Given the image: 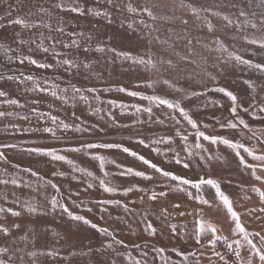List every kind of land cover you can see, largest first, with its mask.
<instances>
[{"label": "rangeland", "instance_id": "obj_1", "mask_svg": "<svg viewBox=\"0 0 264 264\" xmlns=\"http://www.w3.org/2000/svg\"><path fill=\"white\" fill-rule=\"evenodd\" d=\"M58 3L63 7L58 8ZM129 4L137 9L151 8L155 19L140 10L128 11ZM188 5L198 9V14H193ZM77 7L80 11L71 10ZM242 11L245 16L240 15ZM97 12L101 14L96 15ZM0 16L6 18L0 21L5 25L0 28V77H4L0 79V90L7 93L0 96V112L11 113L0 117V144L17 145L15 149L3 150L7 159L0 160V208L5 209L0 211V225L8 229L7 235L0 229V247L9 250L0 253V259L6 264H247L249 260L261 264L245 243L244 234L230 230L235 229V222L215 196L214 188L183 186L120 149L68 151L83 143L121 144L185 179L216 180L239 214L249 239L264 251L260 239L264 237V197L260 195L264 192V168L259 167L264 162L240 150L247 164L257 166L253 175L232 148L195 136V130L177 110L145 99L159 96L179 102L206 135L223 136L244 144L256 156L264 155V71L228 56L233 52L254 64L264 63V48L252 43L264 40L261 0H0ZM17 17L37 26L25 28L7 23ZM208 23L213 25L211 30ZM61 28L63 32L59 31ZM218 41L226 45V52L219 50ZM44 47L49 49L47 53ZM97 47L105 51L99 52ZM113 48L117 53L130 51L153 64H134L111 52ZM26 57L54 67L39 68ZM63 59L73 60L80 68L65 71L67 66L57 63ZM85 63L90 67L84 68ZM9 76L14 79H7ZM29 76L34 80H29ZM164 80L170 84H164ZM245 81H251L252 86ZM70 85L80 88L79 95L86 96L88 102L79 95L66 104L57 99L65 88L72 94ZM40 88L49 91L42 92ZM217 88H226L238 96L236 115L248 122V129L221 128V123L235 120V116L231 112L233 102ZM53 91L57 97L52 96ZM131 92L138 95L132 96ZM193 92L199 95L193 96ZM149 107L151 116L143 111ZM33 108L37 112H32ZM25 116L27 120L23 119ZM51 117L57 118L56 123ZM61 122L71 127L65 130L58 126ZM45 127H52L56 135L29 130ZM87 127L94 131L77 130ZM184 135L187 141L180 138ZM160 138H164L163 143H154ZM140 139L145 144L138 143ZM30 147L56 149L67 160L52 161L24 151ZM176 153L184 162L191 160L190 167L175 163L172 157ZM201 155L210 163L200 160ZM93 156L103 157V166ZM118 165L145 171L153 180L120 175L122 168ZM25 168H32L38 175L23 171ZM75 168L93 175L89 177ZM53 171L58 174L51 175ZM257 176L261 179L257 180ZM100 179L117 190L106 192L99 185ZM47 180L58 185L59 190L45 184ZM127 188L134 190L125 194ZM149 190L169 194L153 201ZM53 197L98 227L72 220L62 208L53 212ZM108 200L119 203L97 206ZM174 204L181 208L176 210ZM29 207L36 211H29ZM9 208L20 215L8 212ZM162 208H167L170 215L162 216ZM179 211L185 214L181 216ZM194 217L217 231L196 236ZM146 221L157 229L156 235L145 230ZM169 225H174L175 231H170ZM101 228H107L112 235H105ZM212 239L216 240L214 246L208 243Z\"/></svg>", "mask_w": 264, "mask_h": 264}, {"label": "snow or ice", "instance_id": "obj_2", "mask_svg": "<svg viewBox=\"0 0 264 264\" xmlns=\"http://www.w3.org/2000/svg\"><path fill=\"white\" fill-rule=\"evenodd\" d=\"M109 2H111V0H109ZM261 2L264 3V0H261ZM233 6H235V5H233ZM57 7L61 8V7H63V4L58 3ZM187 7L190 8V10L193 12V14H198L199 10L196 9L194 6L188 5ZM127 9H128V11H131V12H136L138 10L146 12L149 17H152L153 19H155V16L153 15V12H152L151 8H149L147 6H144L141 9H137V8L132 7L131 4H129V5H127ZM71 10L72 11H80V9L78 7L77 8H73ZM41 11L43 12L44 9L41 8ZM95 14L96 15H100L101 13L97 12ZM8 15L10 17L11 13L9 12ZM216 15H219V13H216ZM240 15L241 16H245L246 13L242 11V12H240ZM223 19L226 20L228 23H232V21L227 16H224ZM5 20H6V18L4 16H0V21H5ZM7 23L19 24V25H21V26H23L25 28L36 27L37 26L36 24H29L25 19L19 18V17L14 18V19H8ZM141 23H143V21H141ZM184 23L187 24V21H184ZM4 26H5L4 23H0V28H3ZM206 26H207V28L209 30H211L213 28V25L211 23H208ZM49 27H50V25H49ZM252 27H256V25L253 24ZM59 31L63 32V28L59 29ZM20 43H26V41L21 40ZM252 43L253 44L259 43L261 45V47L264 48V40H261V41L253 40ZM73 45H75L76 47H79V45L76 44L75 41H73ZM218 45H219V50L220 51H224V52L227 51V47L223 43V41H218ZM41 47H43V46L41 45ZM96 50L99 51V52H104L105 51V49L103 47H97ZM43 51L45 53H47L49 51V49L44 47ZM110 51L113 52V53H116L120 58H122L124 60H131L134 64H138V65L139 64H143V65H145V67H147L150 64H153V62L151 60H145L143 57H140V56H133L130 51L129 52H119V53H117L115 48L110 49ZM57 55H59V54H57ZM228 56L229 57H234L235 61L240 63V64H245V65H248L249 67H254L257 70L264 71V63L254 64L251 60H246L243 57H241L239 55H236L233 52H229ZM26 59H28L31 64L37 65L39 68L47 69V68L54 67L53 64L39 63L36 59H32L31 57H26ZM21 63H23V61H21ZM57 63L61 67L67 66V67H65V71H69L72 68H77V69L80 68V65L75 64V62L73 60H71V59L58 60ZM168 63L171 64V61L169 60ZM83 67L84 68H88V67H90V65L85 63L83 65ZM225 67H226V65H225ZM221 71H223V69H221ZM3 78L4 77H0V79H3ZM7 79H14V77L9 76V77H7ZM28 79L29 80H34V78L32 76H29ZM163 83L164 84H170V81L164 80ZM245 83L248 84L249 86H252V82L251 81H245ZM70 87L72 89V94L71 95L68 93V89L67 88L63 89V94L58 96V97H57V93L55 91H53L51 94H52V96L57 97V99H59L62 103H65V104L69 103L70 101H74L76 96L79 95L81 93V91H82L80 88H77L75 85H70ZM180 90L182 91V89H180ZM216 90L219 91V92L225 93L231 99V101L233 102V107L231 108V112L235 116V120H229V121H227L225 123H221V125H220L221 128L227 127V128L234 129V130H239L240 127L242 126L244 129H248L249 128L248 122H246L244 119H242L238 115H236L237 109H238V106H239V104H238V96L234 92L229 91L226 88H217ZM40 91H42V92L49 91V89L40 88ZM89 91L90 92H94L95 89H89ZM120 91H126V89L121 88ZM129 94L132 95V96L138 95L137 92H131ZM192 95L196 96V95H199V93L193 92ZM0 96H7V93L5 91H3V90H0ZM79 98L81 100L85 101V103L88 102L86 96L79 95ZM145 99L155 102V104L157 106L166 105L168 109L177 110L179 112L180 116L195 130V136L201 137L204 140H208L211 143H222V144H225L228 147L232 148L235 151L237 157L239 158V161L241 163H244L246 165V167L250 168L252 170V174L253 175H255L257 166L247 164V162L244 159V156L240 155V150L243 149V151L245 153H247L248 155L253 156V158L255 160L264 162V155H259V156L254 155L253 150L249 149L244 144H241L239 142H234L233 140L227 139V138H225L223 136H217V135L209 136V135H206L205 132L200 131V125L197 123L196 120H194L192 118V116L189 114V111L186 110L184 107H182L179 102H174L172 100L161 98L159 96H148V97H145ZM7 102L8 103H12V104L19 103L18 100H8ZM137 111L139 112V111H141V109L137 108ZM143 111L147 112L149 114V116H151L152 108L151 107L145 108V109H143ZM244 111L247 112L248 109L245 108ZM261 111L264 112V108H262ZM32 112L35 113V112H37V110L35 108H33ZM5 115H11V113L0 112V117H3ZM37 115L43 117L44 114L37 113ZM109 115H111V114L109 113ZM23 119L27 120L28 117L25 116V117H23ZM113 119H114V117H113ZM51 120H52L53 123H56L57 118L56 117H51ZM159 122L163 123V121H159ZM177 123H179V121H177ZM58 126L62 127L65 130H68L71 127V125H69L67 123H63V122H61L60 125H58ZM205 127H209V126L205 125ZM97 128H98V126H97ZM29 130H31V131H43L45 133H50L52 136L56 135V133H55V131H54V129L52 127H45L43 129H39V128H37V129H29ZM77 130L81 131V132H87V133H91L92 131H94V129L91 128V127L80 128V129H77ZM176 135H178V136L180 135L178 130L176 132ZM180 138L183 141H187L188 140V137L186 135L180 136ZM168 140H169V142H171L172 138L168 137ZM163 142H164V138H160V139H157V140L154 141V143H156V144H160V143H163ZM138 143L145 144V141L143 139H140L138 141ZM145 146L147 147L148 145H145ZM16 147H17V145H15V144H0V160H6L7 159V157L5 155V152L3 150H5V149H15ZM198 147L203 148V145H198ZM97 148H100V149H120L123 152L128 153L129 155H131L133 157H136L144 165H147L148 168L154 170L155 173H158V174H160L161 176H163L165 178L171 177V179L173 181H179L180 184L183 185V186L192 185V187L195 188V189H201V187L203 185H208L211 188H214L215 189V196L219 199V201H221L223 203L224 206H226L228 208V210L231 212V215H232L233 220L235 222V225H236L235 229H230V230L236 231L237 233H243L244 234L243 235V239H244L245 243L250 245L251 250H252V254L254 256H258L259 257V261L261 262V264H264V251H262L260 248H258L257 245L251 239H249V233L246 231V229L244 228L243 224L240 223L239 214L235 210H233L232 202H231L230 198L221 190L220 184L216 180H213L211 178H208V179L200 178V179H198L196 181H193V180H190V179H185L184 177H182L180 175H176L172 171H167L164 168L159 167L156 163H153L151 160L146 159L143 155H140L139 153L134 152V151H132L131 149H129L127 147H123V145H121V144L83 143L79 147H74V148L68 149V151L80 152V151L85 150V149H97ZM24 151H26L28 153H31V154H34V155H39L41 157H49V158H51L52 161H65V160H67V158L65 156L58 154L57 150L53 149V148L30 147V148L24 149ZM156 151L158 152L159 149H156ZM190 154L191 153H189V155ZM93 159L99 160L101 162V166H103V164H104V158L103 157H101V156H93ZM172 159L177 164H183V166L185 168H188L191 165V160H189L187 162H184L181 159H179V154L178 153L173 155ZM200 160H204L206 163H210V160L206 159V157L203 156V155L200 156ZM67 162L70 163V164L73 163L72 161H67ZM17 167H19V165H17ZM117 167H121L122 168V166H120V165H118ZM259 167L264 168V163H261L259 165ZM22 170L25 171V172H31L34 176L38 175V172H34L32 168H25V169H22ZM75 171H77V172H85V174L88 175L89 177H91L93 175L92 173L87 172V170L82 169V168H75ZM57 174L58 173H56L55 171H53L51 173V175H53V176H56ZM129 174L134 175V176H138V177H142L146 181H152L153 180V176L147 174L145 171H136L133 168H122V171L120 172V175H129ZM59 175H64V173H59ZM105 175H107V173ZM256 179L260 180L261 177L257 176ZM2 183H8V181H2ZM11 183L16 184L17 181L16 180H12ZM45 184L50 185L52 188L56 189L57 191L59 190V186L54 184L50 180L45 181ZM99 185L106 192H114V191L117 190L115 187H110L108 184H106L103 179L99 180ZM92 186L93 185L89 184V187H92ZM133 190H134L133 188H127V189H125V194H127V192H130V191H133ZM137 190L144 191L143 188H138ZM177 190L186 191V188H178ZM149 191L151 193L150 199L153 200V201H156V200H158V198H161V197H166L169 194L168 192L163 191V190H161L159 192H157L155 190H149ZM169 191H172V189H169ZM260 195L262 197H264V192H261ZM196 198H199V197H196ZM111 203H119V202L118 201H112V200L101 201V202H98L97 206L99 207L100 204H111ZM202 203H208V201L207 200H202ZM50 207H51V210L53 212L56 211L57 207L62 208L63 211L65 213H67L71 217L72 220L81 221L85 225H89L90 224L92 228H97L98 227L97 224L92 223V221L89 220L87 217H85L83 215L73 214L69 210V208H68V206L66 204L60 203L55 197H53L51 199ZM125 207H127V206L125 205ZM173 208H175L176 210H179L181 208V205L180 204H174ZM0 211H5V209L0 208ZM7 211L8 212H12V214L16 215V216L20 215V212L13 211V209H11V208L7 209ZM29 211L35 212L36 209L32 208V207H29ZM89 212H91V209H89ZM179 214L181 216H183L185 213L183 211H179ZM161 215L164 216V217H167L168 215H170V213L168 212L167 208H162ZM101 218L103 219V217H101ZM193 219H194V228L198 229V231L195 233L196 236H199L200 234H202L204 232H207V231H210L212 233H215L217 231V229L215 227H213L211 224H207L206 225L204 220L197 219L195 217ZM145 223H146L145 230L149 231V233L151 235H156L157 229L152 225V223L149 222V221H146ZM15 227H19V225H15ZM0 229H2L5 232L6 235L8 234V229L7 228H3V226L0 225ZM169 230L170 231H175V226L174 225H169ZM100 231L104 232L105 235H112V233L107 228H101ZM255 235L259 236V233H256ZM260 239H261L262 242H264V237H260ZM118 242L119 243H123V241H118ZM196 242L200 243V241L198 239H197ZM208 243L214 246L215 243H216V240L215 239L209 240ZM237 243H239V241H237ZM107 247L110 248V247H112V245L108 244ZM136 247H139V245H136ZM228 247H231V245H229ZM8 251H9L8 248L0 247V253H7ZM160 251L162 252L163 249H160ZM213 254L216 255V256H219L221 259H224V257L221 256V254L219 252H214ZM33 255H35V254L33 253ZM181 255H184V253L181 252ZM236 255L239 256V253H236ZM0 264H6V261L4 259H0ZM136 264H139V261H137ZM247 264H253L252 260H249L247 262Z\"/></svg>", "mask_w": 264, "mask_h": 264}]
</instances>
